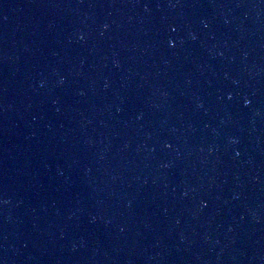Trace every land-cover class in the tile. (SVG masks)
Returning <instances> with one entry per match:
<instances>
[{
    "label": "water",
    "instance_id": "95a60500",
    "mask_svg": "<svg viewBox=\"0 0 264 264\" xmlns=\"http://www.w3.org/2000/svg\"><path fill=\"white\" fill-rule=\"evenodd\" d=\"M0 262L264 264V0H0Z\"/></svg>",
    "mask_w": 264,
    "mask_h": 264
},
{
    "label": "snow or ice",
    "instance_id": "6c2138e0",
    "mask_svg": "<svg viewBox=\"0 0 264 264\" xmlns=\"http://www.w3.org/2000/svg\"><path fill=\"white\" fill-rule=\"evenodd\" d=\"M248 103H250V101H248ZM0 264H2V262H0Z\"/></svg>",
    "mask_w": 264,
    "mask_h": 264
}]
</instances>
